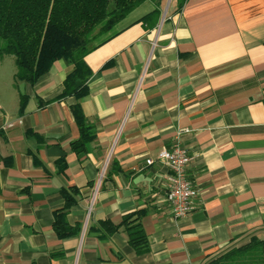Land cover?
<instances>
[{
	"label": "crops",
	"instance_id": "0c3cea01",
	"mask_svg": "<svg viewBox=\"0 0 264 264\" xmlns=\"http://www.w3.org/2000/svg\"><path fill=\"white\" fill-rule=\"evenodd\" d=\"M180 2L166 12L167 0L145 1L87 55L80 105L95 138L81 154L75 100L53 101L73 66L57 61L30 85L0 59V264H256L252 250L231 251L264 241V0ZM179 133L197 196L176 219L158 155ZM73 187L67 222L80 233L59 239L55 212ZM140 209L144 253L122 229H93Z\"/></svg>",
	"mask_w": 264,
	"mask_h": 264
},
{
	"label": "trees",
	"instance_id": "16d2710c",
	"mask_svg": "<svg viewBox=\"0 0 264 264\" xmlns=\"http://www.w3.org/2000/svg\"><path fill=\"white\" fill-rule=\"evenodd\" d=\"M145 1L0 0V59L14 60L16 83L35 85L60 60L73 66V71L64 80L62 93L53 101L75 100L70 109L80 131V138L72 143V150L77 154L84 153L88 143L95 138L80 105V100L89 93L88 83L93 74L85 59L93 50L114 38L118 34V24ZM185 1L181 0L180 7ZM158 16L159 11L155 10L142 21L147 23ZM28 100L27 95L21 94L19 115L24 113ZM51 102L40 99L39 106L45 107ZM58 166L60 171L66 169L65 157L60 159ZM62 195L65 206L55 212L52 226L59 239H69L80 233V226H71L67 222L68 212L78 203L79 189H63ZM145 215L146 211L140 209L126 213L118 226L105 220L93 229L102 231L103 238L122 229L135 251L144 253L149 244L142 222ZM250 250L252 253L259 250L256 258L264 264V241L255 237L231 252ZM57 256L52 254V257Z\"/></svg>",
	"mask_w": 264,
	"mask_h": 264
},
{
	"label": "built area",
	"instance_id": "2783aa9c",
	"mask_svg": "<svg viewBox=\"0 0 264 264\" xmlns=\"http://www.w3.org/2000/svg\"><path fill=\"white\" fill-rule=\"evenodd\" d=\"M174 1L167 0L166 12ZM180 135L181 133L178 134V137L176 136L170 150L163 149L158 155V161L169 169V173L165 177L167 201L176 219L186 217L193 210V200L197 196V190L187 174V168L192 158L179 140ZM147 162L153 164L154 161L148 160Z\"/></svg>",
	"mask_w": 264,
	"mask_h": 264
},
{
	"label": "rangeland",
	"instance_id": "374dc122",
	"mask_svg": "<svg viewBox=\"0 0 264 264\" xmlns=\"http://www.w3.org/2000/svg\"><path fill=\"white\" fill-rule=\"evenodd\" d=\"M8 58V57H7ZM10 73H11V68H10ZM257 253H259V250H254L253 251V253H252V256L253 257H251V258H253L254 260H252L254 263H256V264H260V261L258 260V258H256V257H258L257 256Z\"/></svg>",
	"mask_w": 264,
	"mask_h": 264
}]
</instances>
